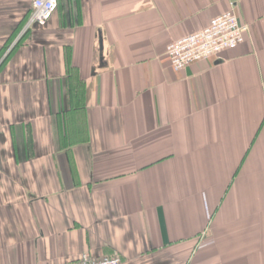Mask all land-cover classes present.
<instances>
[{
    "label": "crops",
    "instance_id": "obj_1",
    "mask_svg": "<svg viewBox=\"0 0 264 264\" xmlns=\"http://www.w3.org/2000/svg\"><path fill=\"white\" fill-rule=\"evenodd\" d=\"M32 2L0 0V264H264V0ZM229 10L245 40L173 70Z\"/></svg>",
    "mask_w": 264,
    "mask_h": 264
},
{
    "label": "built area",
    "instance_id": "obj_2",
    "mask_svg": "<svg viewBox=\"0 0 264 264\" xmlns=\"http://www.w3.org/2000/svg\"><path fill=\"white\" fill-rule=\"evenodd\" d=\"M32 6L26 29L44 25L56 7V0H33ZM247 29L234 10L220 14L205 28L169 44L167 54L173 70L180 71L192 63L208 61L220 52L238 46L245 40ZM72 264H122V259L119 256L93 258L85 253Z\"/></svg>",
    "mask_w": 264,
    "mask_h": 264
},
{
    "label": "water",
    "instance_id": "obj_3",
    "mask_svg": "<svg viewBox=\"0 0 264 264\" xmlns=\"http://www.w3.org/2000/svg\"><path fill=\"white\" fill-rule=\"evenodd\" d=\"M233 1H237V0H233ZM100 51L102 52L103 51V42L101 41L100 43Z\"/></svg>",
    "mask_w": 264,
    "mask_h": 264
}]
</instances>
